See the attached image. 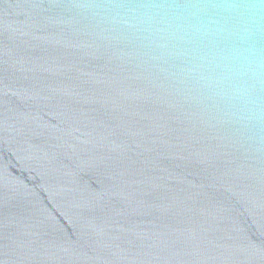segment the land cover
<instances>
[{
	"label": "water",
	"instance_id": "95a60500",
	"mask_svg": "<svg viewBox=\"0 0 264 264\" xmlns=\"http://www.w3.org/2000/svg\"><path fill=\"white\" fill-rule=\"evenodd\" d=\"M0 264H264V0H0Z\"/></svg>",
	"mask_w": 264,
	"mask_h": 264
}]
</instances>
